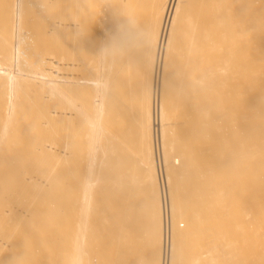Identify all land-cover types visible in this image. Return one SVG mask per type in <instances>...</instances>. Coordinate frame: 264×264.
<instances>
[{"label":"bare ground","instance_id":"bare-ground-1","mask_svg":"<svg viewBox=\"0 0 264 264\" xmlns=\"http://www.w3.org/2000/svg\"><path fill=\"white\" fill-rule=\"evenodd\" d=\"M95 28L103 36L94 35L92 61ZM33 88L36 99L26 94ZM225 137L242 170L262 159L264 0H0V264L101 262L87 224L101 169L102 184L144 204L137 215L128 204L120 212L117 197L108 206L102 264H177L179 179L196 169L202 248L193 264L264 262L259 238L248 253L225 240L241 226L212 178L214 144ZM246 182L235 178L233 191L245 196L236 185ZM225 219L220 234L213 225Z\"/></svg>","mask_w":264,"mask_h":264},{"label":"rangeland","instance_id":"rangeland-1","mask_svg":"<svg viewBox=\"0 0 264 264\" xmlns=\"http://www.w3.org/2000/svg\"><path fill=\"white\" fill-rule=\"evenodd\" d=\"M94 31L95 32L91 34L90 38H93L94 35H97V32L102 38L103 32H101L99 28L97 29L95 28ZM99 35L97 36V38L100 39ZM97 38L95 36L94 41L93 39L88 40L89 44L91 45V49H92V53L90 55V58L92 61H95L96 59L95 51L98 46L97 44L100 41L99 39L97 40ZM143 53L146 54L145 51ZM147 53L149 54V50ZM146 55L144 57H146ZM136 59L137 57L134 58V60ZM178 84H180V78L176 77L175 83L172 87L173 91L178 86ZM36 93L37 91H35V88H33L32 90L28 91L26 94H28L27 96H29L30 98L33 96L36 99V97L37 98L39 97L37 96L39 94H36ZM35 99L32 98L31 99L32 102L33 100L35 101ZM182 103H184L182 99V95L178 93L176 95L175 101H172V105L179 108ZM132 139L135 144L134 137H132ZM230 140L231 139L229 138H226V140H224L223 138H220L217 141H215L214 147L216 149V153L214 154V156L221 155L220 156L221 158L219 157L216 161L217 166L215 167L214 171H212V174H213L212 178H214L217 182L216 190L219 191L221 189H224V190H228L231 193L229 194L228 192V194L225 196L224 203L230 206V212L232 216L238 212L239 218H241L239 220L241 221V223L238 222V224H241L240 228H238V230L236 231H233L232 229L231 231L228 230L225 233V235L227 236L225 240L226 241L233 240V244L234 243L236 244V248L238 250H243L245 249V246H246L245 251L248 253L250 252L251 247L254 245L257 238L260 239L259 241H264V169H263L264 168V154L262 156V159H260L259 157L253 159L254 167L247 166L242 170L238 164V160L236 161L234 159V156H233L234 143L233 141H230ZM245 143H246L245 144L246 146L252 145L254 143L257 145L261 144L260 141H257V140H254V143H252L251 141L250 142L245 141ZM67 156L68 155H66L65 159L63 158L64 160H60V161L58 160L60 164L59 166L60 169H62V167H65L64 165L68 164L67 162H69L68 158H70V156L69 157ZM38 158H40V156H38ZM42 161L43 160H40L39 163L43 164ZM95 166H99V162H96ZM77 170L76 171L74 170L75 172L74 171L70 172V174L67 173L69 174V177H70V181H69L70 184L73 182V179L75 178V176L78 175L77 173H79V170L78 171ZM96 172H97L96 177L94 174L95 182H93L91 186L92 197L90 201V209H89L88 220H87L88 234H89L88 238H90L91 240L90 239L88 240H90L92 243L91 246L93 247V250L92 249L91 250L94 251L95 253L96 261L98 262L101 261L99 263L102 264L103 260L107 259L106 255H108V252H110L109 250V238H110V232H111L110 226L106 224L104 231L100 227L101 225L100 223H102L104 220H106V222L108 223L110 219V214L108 212V206H110V204H113L114 200H116V197H117L116 201L118 203L120 212L123 211V209H125L126 205L128 204L129 206H127V210L137 215V213L143 210L144 204L142 203L141 205H138L139 200L137 199V197L133 198L130 201V203H128L127 200L129 199V195L126 190L124 189L122 190V188L119 186H118L119 188H117V186L115 187L112 186V188L109 189L106 185L102 184L103 182L101 181V178L104 177L103 174L101 175V173H103L102 169ZM235 178L247 180L246 183H239L238 185H236L238 188H245V189L247 188L246 191H242L243 195L246 193L245 196H242L241 194L238 195L237 193H240L239 190H237L238 191L237 193H235L236 191H233V187H234L233 182ZM62 180L65 186L68 185L67 179H62ZM253 180L257 182V184L253 185L252 184ZM179 181H180L179 188L181 189V200L185 204L184 214L186 216L185 215L178 216V218L176 219L179 220V218L182 217L180 220L183 221L184 226L181 229L183 231L185 230L186 234L184 232L185 234L184 242L180 243V247H183V249L180 247L178 249V252L181 250L180 251L181 253L179 252L180 256H178L177 258V264H193L194 259L196 257L195 254H200L201 253L200 251L202 248L201 246L202 245V229H201L202 228L201 226L202 225V218H201L202 217L201 215L202 214L201 213L202 212V207H201L202 187H201V178H200L198 169H196V171L193 170L188 173L181 174ZM48 182L50 183L49 185L51 186L54 181L52 179H49ZM223 193L224 192H222L221 194ZM234 193L236 194V196L234 195ZM131 194L132 192L130 193V195ZM125 195L127 197V200L125 198ZM74 198L75 197H73V200ZM64 205H67V204L65 203ZM56 208L55 210L56 211L58 210L57 211L58 213L56 212L57 215L58 214L60 215L62 211H65V209H63L64 207L60 209V207L56 206ZM59 210L61 211L59 212ZM145 218H147L148 220V216L146 217H144V215L139 216L140 220H145ZM218 220L219 219H217V221ZM191 223H193V225ZM226 223L227 224L229 223L226 219L219 223H214L215 225H213V228L219 229L220 230L219 233L221 234V232H223V230H221V227L224 228V225H226ZM215 229L213 230V234L215 233ZM257 229H259V231L261 232L259 233L258 231L256 233ZM64 234H65V229L55 232L53 234V238L54 240H58V238H60V236L62 237ZM253 237L254 239L252 240ZM198 245L201 247L200 250L198 248L199 247ZM258 248L260 247L258 246ZM262 248H264L263 242H262ZM191 253L193 254V256L191 255ZM10 257H14L13 254ZM176 257H177V253H176ZM248 257L249 256H247V258ZM232 261H233V258L231 256H228L225 258H219L218 261L215 262L214 264H231ZM250 264H258V263H255V261H252ZM260 264H264V262L260 261Z\"/></svg>","mask_w":264,"mask_h":264}]
</instances>
